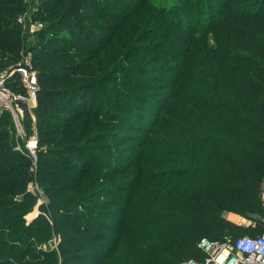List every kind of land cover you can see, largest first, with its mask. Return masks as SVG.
I'll list each match as a JSON object with an SVG mask.
<instances>
[{
	"label": "trees",
	"instance_id": "16d2710c",
	"mask_svg": "<svg viewBox=\"0 0 264 264\" xmlns=\"http://www.w3.org/2000/svg\"><path fill=\"white\" fill-rule=\"evenodd\" d=\"M192 1L180 3L185 12L176 16L179 31L164 36L176 37L175 43L165 47V63L156 66L143 58L131 62V44L112 51L106 33L90 34L81 26L88 14L94 28L120 30L126 15L106 16L111 6L105 0L38 1L31 21L42 26L30 48L37 103L30 110L18 103L27 136L37 128L36 179L48 203L25 221L36 202L26 190L31 162L16 149L12 116L3 111L0 264H180L201 255V238L264 234V218L249 229L225 217L260 203L264 0H215L209 14L199 6L203 0ZM167 5L162 0L156 8L138 9L130 19L137 24L153 18L160 36L168 29L161 25ZM25 12L23 0H0V74L7 73V87L23 97L28 93L20 74L9 73L24 59L18 19ZM144 76L164 82L161 99ZM114 80L119 89L110 90L107 83ZM146 110L157 117L147 120ZM130 127L146 138L123 163L126 154L120 157L114 142L134 140L121 131ZM53 231L58 249L40 247Z\"/></svg>",
	"mask_w": 264,
	"mask_h": 264
},
{
	"label": "rangeland",
	"instance_id": "374dc122",
	"mask_svg": "<svg viewBox=\"0 0 264 264\" xmlns=\"http://www.w3.org/2000/svg\"><path fill=\"white\" fill-rule=\"evenodd\" d=\"M23 1H24V6L26 8V11H29V15H30L27 22L22 24V36H23V39L25 42V50H24L23 58L25 59L27 57V59H28V58H31L33 56L30 54V52H31L30 48L36 44V39L34 36L35 24L32 23L31 17L33 15V11H35L36 7L38 6L39 0H23ZM105 1L109 6H111L110 9L106 10V13H105L106 16L109 17L114 11H118L119 13L126 15L125 17H122L121 19H119L118 28H120V30L118 32H113L112 34L108 31H105V30H98V29L94 28V23L96 20L88 14H86L87 15L86 17H89V18L84 20V22L81 23V26L85 27L88 30L87 32L90 34H94L95 32L96 33H100V32L106 33L108 36L104 41H105V43L109 40L111 41L106 46H108L110 48V50H112V51H118L122 48H126L127 44H131V47L129 49H127L128 53L126 55V57H128L129 55H130V57L134 55L135 58L130 59L131 62L138 63L143 58L144 61L151 60L152 66L164 64L165 60H161L160 57H162L163 54L166 53L165 47H167L169 44L175 43L173 41L176 38L172 35H168L165 38H164V36L168 33L169 29L174 30L176 33L179 31V26L177 24V21L180 18L176 17V16H177V13L185 12V9H184L185 6L183 4H180V3H182V1H184L183 3H185L186 0H168L167 12L165 13V15L167 16V20L165 21V19H164L163 22H165V23H161V25H163L164 27L165 26L168 27V29L161 30V32H159L160 36H157L154 34L155 31L158 32L159 28L157 26H153V23H152L153 18L150 17V18H148V20H146V18H144V20H142V21L137 20V22H138L137 24H135V20L134 21H132V20L134 19L133 17L135 15L136 10L145 9V8L149 9V7L156 8V5L159 4L162 0H105ZM213 1H215V0H203L201 3L202 5H199V6L204 10L208 9L207 11L209 14L210 11L213 10L212 5H211V3ZM221 1H224V0H221ZM189 3H194V1L189 0ZM101 13L103 14L102 11H101ZM146 14H147V12H146ZM202 16H205L204 13L202 14ZM170 18H171V20H170ZM172 19H174V22L172 21ZM202 20H204V19L202 18ZM195 25H196V23L194 24V26ZM135 28H136V30H135ZM132 32L137 33L135 35V38L131 37ZM140 49H144L145 53L139 54L140 52H138V51ZM32 59H33V57H32ZM158 74L166 77L165 73H158ZM144 78L146 79V81L148 80L147 82H150V83L157 85L156 87L159 89L155 90V91H156V93H159V97H160V95L166 94V89L164 86L165 84L163 81L151 80V78L148 76L147 77L144 76ZM114 79H116L117 81H121V82L126 81L125 78L120 77V76H117ZM115 82L116 81L114 80V82L107 83V86L109 87L110 90L119 89V86H117L115 84ZM107 97L108 96L105 95V98L102 101V103H104L103 108H105L109 105ZM160 99H161V97H160ZM142 107L147 108L146 106H142ZM154 112H155L154 110H152L151 112H149L148 110L145 111L144 115H145V117H148L147 120H149V119L153 120V118L157 117L156 113H154ZM29 115L33 116V114H29ZM19 119L21 121V125L23 127L24 132H26L25 125H24L25 120H26L25 113L23 115H20ZM149 123H151V121H149ZM134 124H135V122H134ZM143 125H147L145 121L143 122ZM34 128H35L34 131H37L36 130L37 128L35 126H34ZM130 128H121L122 129L121 131H122V134L128 133L130 135H133V136H131V138H133L134 140L123 141L120 139H116V142H114V143H117V146H114V148H116L115 151H118L120 153V157H123L126 154V156H125L126 159L123 161V163H125V161H128L127 158L133 157L135 154H137L135 152V150H133L134 146L137 145L139 143V141H144V139L146 138V133H139L138 131L133 130L132 128L130 129ZM9 129L12 132L11 133L12 139H14L16 141V149L19 151V153H21L20 149L23 148V146H24V140L18 137V133H17V130L15 129L14 124H9ZM127 138H130V137H127ZM123 163H122V165H123ZM31 165H30L29 169L32 168ZM30 173L33 175V178L28 183L26 190L31 192L32 195H34V197L36 198V200H35L36 202L33 205L32 209L25 215L24 219L26 222H31L39 214L43 213V211H42L43 204L39 205L37 203L39 195L36 191H34L32 189V186L37 184L40 189H43V188L39 184L38 180L36 179V173H32L31 171H30ZM104 183H105V181L100 182L97 185V187H99L101 184H104ZM45 193H46V191H45ZM100 200H102V199H95L94 202L97 203V202H100ZM91 204H94V203H91ZM225 217L234 221V222L243 224L244 226L248 227L249 229L253 228L256 225L255 219L264 218V208H263V204H262L261 193H260L259 206L254 207L251 210L248 209V211H246V213H244V214L233 212V211H228V212H225ZM50 222L52 223V221H50ZM51 235H52L51 236L52 238H54V237L58 238V244H59V241H60L59 235H56V233L54 231ZM52 238H49V239H52ZM39 246L42 247L43 249H48L50 247V241H46V242L43 241L40 243ZM57 249H58V246H57Z\"/></svg>",
	"mask_w": 264,
	"mask_h": 264
},
{
	"label": "built area",
	"instance_id": "2783aa9c",
	"mask_svg": "<svg viewBox=\"0 0 264 264\" xmlns=\"http://www.w3.org/2000/svg\"><path fill=\"white\" fill-rule=\"evenodd\" d=\"M29 17V11H26L19 17L18 22L23 24ZM41 26V24H35V30ZM31 64L32 57L28 59L26 57L15 70L9 73L13 74L17 71L20 74L27 89V97L13 93L6 85L7 73L0 74V113L8 111L11 114L18 137L24 140V146L20 152L30 160L32 164L30 171L36 173L38 133L33 131V134L28 137L24 132L19 116L23 115L25 111L18 103V100L25 102L29 106V110L36 106L38 81L37 74L32 70ZM32 189L39 195L37 200L39 205L48 203V196L43 189H40L37 184L33 185ZM260 192L264 208V179ZM57 246L58 238L54 237L50 241V247L57 248ZM198 247L201 251L199 257L188 258L180 264H264V234H244L236 238L226 235L220 240L204 237L200 239Z\"/></svg>",
	"mask_w": 264,
	"mask_h": 264
}]
</instances>
